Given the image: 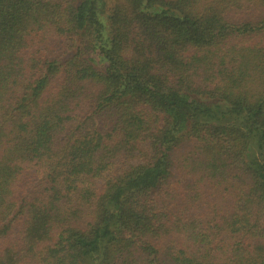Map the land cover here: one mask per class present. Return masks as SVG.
Listing matches in <instances>:
<instances>
[{"label": "trees", "instance_id": "obj_1", "mask_svg": "<svg viewBox=\"0 0 264 264\" xmlns=\"http://www.w3.org/2000/svg\"><path fill=\"white\" fill-rule=\"evenodd\" d=\"M0 264H264V0H0Z\"/></svg>", "mask_w": 264, "mask_h": 264}]
</instances>
